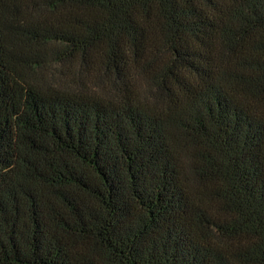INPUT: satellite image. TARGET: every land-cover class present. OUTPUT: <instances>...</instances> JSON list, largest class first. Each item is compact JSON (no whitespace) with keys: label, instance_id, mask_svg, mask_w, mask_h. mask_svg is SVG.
<instances>
[{"label":"trees","instance_id":"trees-1","mask_svg":"<svg viewBox=\"0 0 264 264\" xmlns=\"http://www.w3.org/2000/svg\"><path fill=\"white\" fill-rule=\"evenodd\" d=\"M0 264H264V0H0Z\"/></svg>","mask_w":264,"mask_h":264}]
</instances>
